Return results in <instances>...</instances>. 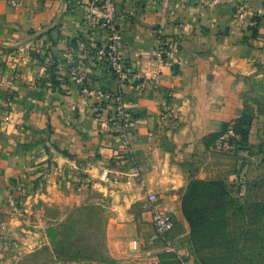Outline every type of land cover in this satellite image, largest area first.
<instances>
[{"label": "crops", "instance_id": "obj_1", "mask_svg": "<svg viewBox=\"0 0 264 264\" xmlns=\"http://www.w3.org/2000/svg\"><path fill=\"white\" fill-rule=\"evenodd\" d=\"M85 5L0 0V241L16 244L0 248V264L49 245V227L76 208L95 205L105 216V255L120 264H150L161 243L147 192L157 195L160 211L171 212L173 239L194 264L181 212L187 182L236 183L245 172L241 153L206 150L203 137L250 112L249 142L264 143V17L250 13L264 0H171L173 16L164 14L160 0H118L114 22L135 69V79L123 85L140 169L130 184L121 174L129 162L113 154L112 106L105 103L96 114L95 99L82 93L84 87H119L108 65L95 58L107 30L90 25ZM242 6L247 18L240 17ZM163 43H176L178 53L160 61L153 52ZM73 69L88 80L76 82ZM106 168L115 180H100ZM133 238L146 245L140 254L129 252Z\"/></svg>", "mask_w": 264, "mask_h": 264}, {"label": "trees", "instance_id": "obj_2", "mask_svg": "<svg viewBox=\"0 0 264 264\" xmlns=\"http://www.w3.org/2000/svg\"><path fill=\"white\" fill-rule=\"evenodd\" d=\"M252 120L250 112H242L232 121L222 122L218 131L203 137L204 148L219 153L231 148L234 156L241 152L256 155L264 167V143L254 146L249 142ZM229 130L233 136L223 141ZM242 165L253 167L246 160ZM243 189L247 196L241 198L238 194ZM181 212L189 227L187 244L194 264H264V170L252 181L242 184L239 180L231 186L218 179H190L181 195ZM62 253L54 250L61 260L66 258ZM76 260L95 261L93 257ZM99 260L117 264L104 253ZM156 264L179 263L174 255L163 252Z\"/></svg>", "mask_w": 264, "mask_h": 264}, {"label": "built area", "instance_id": "obj_3", "mask_svg": "<svg viewBox=\"0 0 264 264\" xmlns=\"http://www.w3.org/2000/svg\"><path fill=\"white\" fill-rule=\"evenodd\" d=\"M171 0H160L161 10L166 16H173L174 11L170 8ZM229 0H209L211 5H221L227 3ZM118 0H86V15L90 20V25H99L107 30V38L100 47L95 58L98 61L104 62L108 65L110 74L119 84L118 89L115 91H104L101 89H94L92 87H84L82 93L88 97L95 99L93 105V111L98 114L105 103H109L112 106L111 120L117 125V131L114 137L113 154L116 157L127 160L130 164L128 171L123 174L127 180L126 183L130 184L131 179L135 178L139 173V166L137 165L133 156L131 148V140L133 138L132 128V115L127 109V102L124 99V87L128 81L135 79L134 65L129 62L126 57L123 47V35L121 30L116 26L114 19L116 16V7ZM252 15L255 18L264 17V7H257L252 10ZM249 11L246 7L240 8V17L247 18ZM255 20L250 22V25H254ZM87 40L95 47V39L92 35L87 33ZM178 53V46L176 43L168 44L163 43V47L158 51H154L153 54L160 60L164 61L171 58L174 54ZM72 75L76 82L82 84L88 79L83 72L79 69H73ZM153 80L158 83L159 77L154 75ZM103 129L108 128L107 123H103ZM228 136H233V132L229 130L226 135L222 137L223 141H226ZM226 143V142H225ZM218 147H220L218 145ZM224 147L228 146L224 144ZM118 174V173H116ZM115 173L109 168L104 169L100 174V180L102 182H109L115 180ZM146 201L148 208L151 212V224L154 231V236L162 243V252L174 255L179 264H190L187 255L182 252L181 248L175 243L172 231L174 229V221L172 214L169 211H160L157 203L158 197L153 192H147ZM11 206H14V202L11 199ZM15 247L16 244L13 240H1L0 248ZM129 252L132 254H140L141 243L138 239L133 238L128 243ZM158 259H155L150 264H156Z\"/></svg>", "mask_w": 264, "mask_h": 264}, {"label": "rangeland", "instance_id": "obj_4", "mask_svg": "<svg viewBox=\"0 0 264 264\" xmlns=\"http://www.w3.org/2000/svg\"><path fill=\"white\" fill-rule=\"evenodd\" d=\"M258 156L249 157L246 152H241V168L245 170L242 173L241 181L244 184L246 181H252L261 175L264 170ZM251 163L252 173L248 174L249 166L242 165V161ZM235 182H230L228 185H233ZM182 195V194H181ZM243 198L247 196L245 189L238 194ZM104 215L103 210L99 205L79 207L70 211L65 219L57 225L51 226L47 230L48 244L43 246L33 253H24L18 259H11L8 264H106L99 259L105 254L104 246ZM156 239V237H155ZM131 240V239H130ZM129 240V241H130ZM159 240V239H157ZM14 241V240H13ZM140 241V240H139ZM160 241V240H159ZM15 242V241H14ZM142 247L144 245L143 242ZM161 243V242H160ZM162 245V243H161ZM146 246V245H144ZM58 249L62 253V258L59 259L54 255V250ZM97 253V257L94 256ZM161 253L162 250H161ZM158 255V260H159ZM75 257V258H74ZM76 257H93L95 261H77ZM1 257L0 259H4ZM97 259V260H96ZM64 260V261H63ZM5 261V260H2ZM158 262V261H157ZM117 263V262H116ZM120 264V263H117ZM121 264H137L134 262Z\"/></svg>", "mask_w": 264, "mask_h": 264}]
</instances>
